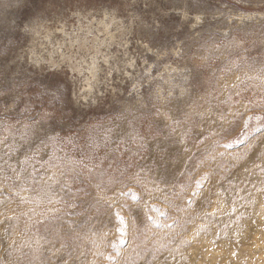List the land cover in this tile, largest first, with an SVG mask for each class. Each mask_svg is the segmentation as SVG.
<instances>
[{"label": "rangeland", "instance_id": "rangeland-1", "mask_svg": "<svg viewBox=\"0 0 264 264\" xmlns=\"http://www.w3.org/2000/svg\"><path fill=\"white\" fill-rule=\"evenodd\" d=\"M0 141V264H264V0H0Z\"/></svg>", "mask_w": 264, "mask_h": 264}, {"label": "snow or ice", "instance_id": "snow-or-ice-1", "mask_svg": "<svg viewBox=\"0 0 264 264\" xmlns=\"http://www.w3.org/2000/svg\"><path fill=\"white\" fill-rule=\"evenodd\" d=\"M57 91H58V89H57ZM156 115L159 116V115H160V112L157 111ZM169 119H171V120H172V123H173V124H176V125H178V124H180V123L182 122L178 117H176V118L169 117ZM221 119H223V117H221ZM172 131L174 132V131H175V128H172ZM32 134H35V130H34L30 125L25 126V132L22 134V138H28V137H29L30 135H32ZM44 137H45V139H47V140L59 139V137L56 135V128H55V127L51 128L50 130H49V129H45V130H44ZM4 142H5V141H0V143H4ZM134 142H136V141L134 140ZM145 143H146V139H145L144 137H140V140H139V147H140L141 149L144 148ZM11 151H12V148H11V146H9V153H10ZM33 158H34V157H27L25 160L21 161V164H22V165H27V164L29 163V160H31V159H33ZM0 159H2V157H0ZM8 167L11 168L12 171H16V169H15V168H12L11 165H8ZM53 167H55V165H53ZM0 170H2V169H0ZM25 170H26V169H23V168H22V169H21V173H22L23 171H25ZM61 175H65V173L61 172ZM19 178H20V173H18V175H17V179H19ZM48 179H53V177H49ZM197 183H199V182H197ZM26 190H27V189L24 188L23 185H21V191H26ZM84 194L87 195V193H84ZM121 194H122V195H129V193H121ZM131 195H132V198H133L134 200H137V201L139 200V198L136 197L135 194H131ZM193 195H196V193L194 192ZM21 200H22V202H23V201H25V198H24V197H21ZM60 202H61V201H59V200H54L53 198L49 197V204H54V203H57V204H58V203H60ZM58 211H59V209H56V208L52 209V212L54 213V215L52 216V220H51L49 223H54V222H56V221H60V220L62 219L61 217L55 215V213L58 212ZM116 215H117V217H118L119 224H120L121 226H123V227H121V228H118V231L126 232V231L128 230V227H129L128 223H126L125 219H124L123 217H121L119 213H117ZM145 216H146L147 219H151V217H147V214H145ZM132 223L134 224L135 221H132ZM49 230L52 231V230H54V229H49ZM62 247H65V245H62Z\"/></svg>", "mask_w": 264, "mask_h": 264}, {"label": "bare ground", "instance_id": "bare-ground-1", "mask_svg": "<svg viewBox=\"0 0 264 264\" xmlns=\"http://www.w3.org/2000/svg\"><path fill=\"white\" fill-rule=\"evenodd\" d=\"M254 241H255L254 243H256V245L259 246L258 248H260V249H259V252H260V253H259V252H258V253H259L260 256H261V259L264 261V238H263V239H260V237H259V235H258V236H255V237H254ZM254 243H253V244H254ZM244 246H245V245H244ZM250 249H251V248H249V250L247 249L248 251H250V253L248 252L249 254H251V252H253V250H250ZM255 252H256V251H255ZM210 253H211V252H210ZM259 254H258V255H259ZM210 255H211V254H210ZM227 259H228V258H227ZM205 260H206V258H205ZM224 261H225V260H224ZM204 263H205V262H204Z\"/></svg>", "mask_w": 264, "mask_h": 264}]
</instances>
